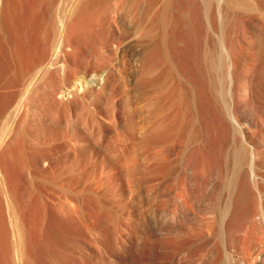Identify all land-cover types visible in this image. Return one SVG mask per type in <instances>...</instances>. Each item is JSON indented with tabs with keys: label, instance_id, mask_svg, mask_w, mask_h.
<instances>
[{
	"label": "bare ground",
	"instance_id": "bare-ground-1",
	"mask_svg": "<svg viewBox=\"0 0 264 264\" xmlns=\"http://www.w3.org/2000/svg\"><path fill=\"white\" fill-rule=\"evenodd\" d=\"M60 2L0 0L6 22L5 28L0 20V31L4 26L16 65L9 82L16 88L0 102V264H151L158 242L179 251L183 234L160 226L132 188L184 184L194 195L178 172L187 147L191 178L200 167L208 177L218 169L222 180V204L207 211L228 218L230 227L249 217L251 162L262 150L232 116L231 100L235 105L245 87L247 101L264 102V0H66V8ZM177 38L186 46L183 71ZM150 44L142 75L153 89L146 130L139 133L127 109L120 119L109 117L118 128L112 133L98 115V98L90 114L83 98L95 95L101 81L116 91V55L125 61ZM94 65L100 77L87 80ZM70 97L83 100L73 103L74 117L62 123L52 116L55 126L36 133L34 116L23 108L38 104L53 113ZM256 117L264 127L263 116ZM139 149L144 164L137 162ZM97 163L110 175L112 196L129 186L117 208L84 187ZM102 182L90 187L97 191Z\"/></svg>",
	"mask_w": 264,
	"mask_h": 264
},
{
	"label": "rangeland",
	"instance_id": "rangeland-1",
	"mask_svg": "<svg viewBox=\"0 0 264 264\" xmlns=\"http://www.w3.org/2000/svg\"><path fill=\"white\" fill-rule=\"evenodd\" d=\"M65 1L66 0H61L60 3L62 4V2L64 3ZM65 3L62 6L64 7L65 5L66 8L68 3ZM63 7H61L60 9L61 14L64 13L63 11L66 10ZM2 12L3 10L0 11V20H2L1 25H4L6 28V22L3 20V18L5 19V15H3L4 12ZM4 26H1V30H3L2 32L0 31V85L4 84L5 86V84L7 83L6 86L8 90L6 86L5 88H1L0 86L1 103L2 100H4L2 98L5 97V93H9V90L12 91L16 88L14 84L12 87V82H10L13 78L12 74H16V69H14V66L16 65H12L13 57H11V45L8 43L9 38L6 34L7 32L5 31L6 29H4ZM3 32H5V34H3ZM177 39L178 43L179 41H182L179 38ZM184 42L185 41L183 40L181 44L177 43L182 47H180V49L182 50L179 51L181 52V54L178 53L180 54V56L177 55V57L181 59L178 58L180 61L176 59L179 63H182L183 66L181 67L183 68L179 67L180 65L178 63V67L180 70L182 69V71L183 69H187V59L184 57L185 50H183L186 47ZM138 47L139 48L137 49L139 50V53L131 58L126 57L125 61L124 57H120L122 56L121 54L120 56L119 53L117 54L119 57L116 55V58H119L117 64L120 67L119 69H121V76L119 77L120 84L118 85L116 91H110L107 85V81L105 83L103 81H101V83H96V81L92 80L94 84L96 83L93 86V93H95V95H86L83 98L84 101L82 100V98L78 99L74 97H70L73 102L70 98L65 99L63 101V104L65 103L64 106L66 107L63 106L62 109L64 111L59 110L57 112L53 111L52 113V111L49 112V110L42 108V106H39L38 104L31 105V107L27 108V110L23 108L25 112L24 115L27 114V117L29 119H32V117L34 116L32 122H34L36 133H41L42 131L44 133V130L48 132L47 127L50 126L49 128H51V126H55L53 123L54 119L52 118V116H55L56 118L60 119L62 123H65V119H68L72 116L74 117L73 103H80L83 101L88 107V114H90L92 110L94 111L96 109L94 105L95 103H97L95 102L96 98H98V100L96 101H98V103L100 104V108L98 107V110L100 109L99 111L101 112H99L98 115L100 114V117L102 116V118L107 119L105 120L106 123H104V125L106 124L105 126L109 128L112 133H116V130H118V128L117 126L114 127L115 123L113 125V123L111 122L113 126L109 125V117H117L116 119H118L120 116H122L124 112L123 110L126 111L127 109L130 112H133L135 120L138 124L139 133L145 131V119L146 116L150 115L149 107H151L152 105L151 101L153 89L152 86L148 83L142 82L144 81L142 75L144 71L143 69L148 63L147 59L149 58V55L147 53H149L150 50L152 52L153 49L151 47V44L146 48L141 47L143 52L141 51L140 46ZM93 48L94 47H92L91 49L88 48L89 52L92 53L95 50V48ZM8 49L10 50L7 51ZM8 52L10 53V55ZM9 57L11 58L10 60ZM120 59H122V62H120ZM8 63H10L11 65H8ZM160 67L159 69L161 70ZM10 68L13 69L11 70ZM101 72L102 71H100L98 65L90 67V69L87 71V80L92 77L99 78ZM8 83L10 86L8 85ZM247 90L245 89V87H242L240 90H238L239 95L236 97L237 101L235 102V105L233 98L231 100V103L232 116H239L240 121L243 122L244 130L249 134H253L254 145L257 150H262L261 155L254 158L251 162L250 172L252 180L250 187L252 190L253 197L251 201H253L254 207L252 208L249 217L247 216V219L244 217L237 226L230 227L228 218L226 219V221L224 220L222 222L220 219H217L218 217L216 210H212L209 212L207 211V206L210 203H215L217 205L222 204L221 201L224 198V193L222 192V180L219 178L217 172L218 169L213 170L212 174L210 173L208 177L207 172L201 169L200 167L199 168L201 170L198 168V172L195 171L197 174L192 176V179L190 170L185 168V163L189 162V160H191V158L193 157L192 150L187 147L183 154L184 157L182 156L180 158V161H178V172H181L180 176H187L189 180L188 186H190L191 189L194 191V195L189 196L185 193L184 184L182 185V187L178 184L170 183L166 186L155 185V187L152 188L150 184L146 186L147 184L144 185L143 183H139L141 181H138L139 186H137V184L136 187L132 188L137 190V193L135 190L133 193H135L136 196L137 194H139L140 198L145 202L146 206L149 208L148 211L151 212L152 216H155L156 221L159 223L160 226H170L173 227L175 230L178 229L184 237L183 244L180 247L181 250L179 248V251L175 252L173 250V245H163L160 242L156 243L155 248L151 253V264H264V127H262L261 125V120L256 117L263 116L264 119V102L261 101L260 103H253L252 100L247 101V99H249V92ZM39 107L42 109H40ZM43 109H45L46 112ZM22 114L23 112L20 115ZM42 127H45L46 129ZM137 154V162L139 164H144L145 161L143 158V151L139 149ZM100 165V163H97V166L95 165L94 169H92L94 171L92 172L91 170V175L86 178L84 187H86L91 193L98 192L103 198V200H107L108 202H110L109 204H113V206L117 208L118 200H121L123 203L127 196H129V186L125 182V189H122L124 193H117L116 196H112L111 189L113 187H110V175L103 169L102 166L100 167ZM101 168L103 170L102 172ZM101 180H103L101 186L97 191H94L92 185L95 182H101ZM204 180H207L206 185L202 184V181ZM116 182L117 181H113V184H115ZM53 195L55 197L58 195L57 190L55 188H53ZM161 200H163L164 203H161ZM233 208L234 206L231 205V211L234 210ZM216 229L220 230V236L218 237H216ZM199 238L200 240L202 239L201 242H197Z\"/></svg>",
	"mask_w": 264,
	"mask_h": 264
}]
</instances>
